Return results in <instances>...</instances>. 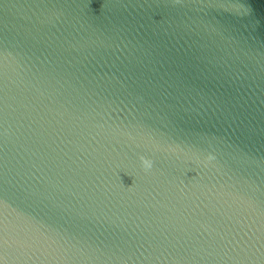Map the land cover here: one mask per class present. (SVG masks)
<instances>
[{"label":"water","instance_id":"1","mask_svg":"<svg viewBox=\"0 0 264 264\" xmlns=\"http://www.w3.org/2000/svg\"><path fill=\"white\" fill-rule=\"evenodd\" d=\"M0 264H264V0H0Z\"/></svg>","mask_w":264,"mask_h":264}]
</instances>
